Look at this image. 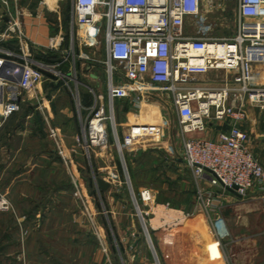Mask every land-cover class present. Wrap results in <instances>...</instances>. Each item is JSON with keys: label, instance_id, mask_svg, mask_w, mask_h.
<instances>
[{"label": "rangeland", "instance_id": "374dc122", "mask_svg": "<svg viewBox=\"0 0 264 264\" xmlns=\"http://www.w3.org/2000/svg\"><path fill=\"white\" fill-rule=\"evenodd\" d=\"M20 7L33 16L37 11L42 15L44 35L31 37L28 33L27 52L33 60L54 66L55 72L45 76L37 90L22 93L20 109L0 126V202L5 201L3 207L0 203V264H129L124 253L131 258V251L145 257L133 264H157L148 232L198 229V241L208 240L210 218L206 214L202 222L198 220V227L191 215L170 229L156 227L161 225L159 218L157 223L151 222L150 214L145 217L147 232L134 202L133 193L142 210L154 208V204L141 205L138 192L142 188L153 191L155 207L168 204L192 213L188 209L200 200L203 187L184 162L182 133L171 95L145 96V115L133 112L126 100L115 101L117 134L108 122V144L87 152L83 143L87 111L79 105L78 96L82 106L84 96L92 100L91 90L106 100L108 73L102 38L88 46L77 37V28L70 22L72 0H21ZM0 13L6 14L4 7L0 6ZM201 16L198 28L209 27L211 36L235 35L234 3L202 0ZM186 24L188 33H193L195 21L189 19ZM6 26L0 16V35ZM11 36L9 46L21 54L19 39ZM56 36L62 42L51 47ZM119 106L121 110H117ZM129 117L130 124H162L160 135L155 133L158 138L146 140L143 147L119 148L116 136L123 144L125 134L119 122ZM254 118L264 130V112H256ZM252 153L264 167L260 160L264 148L254 147ZM96 177L108 179L110 186L100 191ZM249 196L250 191L242 198ZM168 214L162 209L164 220Z\"/></svg>", "mask_w": 264, "mask_h": 264}, {"label": "built area", "instance_id": "2783aa9c", "mask_svg": "<svg viewBox=\"0 0 264 264\" xmlns=\"http://www.w3.org/2000/svg\"><path fill=\"white\" fill-rule=\"evenodd\" d=\"M223 1L235 6L237 29L232 37L211 36L209 27L198 28L202 0H72L71 26L88 46L102 38L108 73L105 102L93 90L88 105L82 106L78 96L87 111L83 127L87 152L108 144V122L116 133L115 101L126 100L138 114L145 96L168 93L182 133L183 158L193 174L199 178L208 171L211 185L235 187L241 197L254 188L264 190V167L248 149L249 136L239 125L248 119V106L264 110V83L256 79V68L264 67V0ZM6 15L9 20L1 37L16 35L21 54L0 48V126L20 109L22 93L37 90L43 78L55 72L54 66L30 58L18 14ZM189 19L196 24L193 33L187 30ZM61 42L62 37H54L50 46ZM206 73H214L212 81L219 84L210 86L198 77ZM226 120L229 128L215 137L199 135L210 121ZM159 130L155 124H131L123 144L118 136L116 140L119 148L130 146ZM51 134L57 136L53 129ZM133 197L147 232L145 217L150 214L154 219L149 220L159 218L161 225L156 227L165 229L192 215L168 204L155 207V194L147 188L139 190L138 198L143 207L154 204V210H142L134 193ZM0 203L3 207L5 201ZM159 207L165 214L169 211L167 220ZM149 225L155 229V224Z\"/></svg>", "mask_w": 264, "mask_h": 264}, {"label": "crops", "instance_id": "0c3cea01", "mask_svg": "<svg viewBox=\"0 0 264 264\" xmlns=\"http://www.w3.org/2000/svg\"><path fill=\"white\" fill-rule=\"evenodd\" d=\"M21 0H0V6L9 11L10 15L17 16L21 20L25 32L32 35H44L42 27V15L37 11L33 16L30 11H25L20 7ZM11 5L12 10H10ZM7 7V9H6ZM0 16L7 23L9 20L6 14L0 13ZM12 37V36H11ZM57 37V36H56ZM13 37L2 38L0 35V48L12 49L9 42ZM18 39V38H17ZM0 54L2 51L0 50ZM258 72V82L264 83V67L256 68ZM219 72L218 74H220ZM214 73L201 74L198 77L202 80H208L206 83L210 86H216L218 81H212ZM118 102L117 104H119ZM122 108L117 107V110ZM120 112V111H119ZM160 116L162 115L159 108ZM262 114L264 110H256L248 106V119L240 122V127L252 134V139H248L247 146L252 152L254 147L264 148V130L256 125L255 113ZM146 111L144 112V115ZM126 115V114H125ZM162 121V120H161ZM123 133L129 130L130 117L125 121L119 122ZM139 124H149L139 122ZM161 127L162 124L154 123ZM126 125V126H125ZM229 121L215 122L210 121L207 130L202 136L215 137L218 132L227 130ZM160 135V132L157 134ZM249 135V134H248ZM155 134H149L140 138L135 145L143 147L142 143L146 140H156ZM141 149V148H140ZM254 155V154H253ZM255 157V156H254ZM264 162V155L260 159ZM192 171V169H191ZM193 173V171H192ZM200 178V185L203 187L200 192V200L194 203L189 211H192L195 225L198 227V220L202 222V216H209V238L208 240L199 238L198 229L195 231L184 230L182 227L173 232H153L149 234L154 254L159 264H264V192L257 191L254 188L250 190V196L247 199L238 196L220 185H211L209 182V172H204ZM230 212V215H229ZM149 233V232H148ZM137 239V238H136ZM136 241V240H135ZM132 245H130V248ZM200 250V253H198ZM198 254L200 258L198 260ZM126 261L133 264V261L145 260V257L130 252L131 258L124 253ZM139 257V259H138ZM149 257V256H148ZM132 260V262H131ZM209 260V262H208ZM155 262V258H154Z\"/></svg>", "mask_w": 264, "mask_h": 264}, {"label": "water", "instance_id": "95a60500", "mask_svg": "<svg viewBox=\"0 0 264 264\" xmlns=\"http://www.w3.org/2000/svg\"><path fill=\"white\" fill-rule=\"evenodd\" d=\"M17 80H18V78H17V79H14V82H16ZM184 162H186V160H184ZM125 167H126V166H124V168H125ZM125 169H126V168H125ZM96 183H97V187H98V189H99L100 191H105V190L110 186V182H109L108 180L104 179V178H101V177H96ZM225 188H226L227 190H229L230 192H232V193H234V194L240 196V195L235 191V187H227V186H225ZM148 236H149V235H148ZM148 238H149V237H148ZM149 241H150V239H149ZM150 243H151V242H150ZM154 258H155V262H156L157 264H159L155 254H154Z\"/></svg>", "mask_w": 264, "mask_h": 264}, {"label": "bare ground", "instance_id": "6f19581e", "mask_svg": "<svg viewBox=\"0 0 264 264\" xmlns=\"http://www.w3.org/2000/svg\"><path fill=\"white\" fill-rule=\"evenodd\" d=\"M145 103V101L144 102H142V104H141V108H140V111H139V113L138 114H140V115H144V112H145V108H144V105H146V103ZM151 105L152 106H155V104H152L151 103ZM150 110V109H149Z\"/></svg>", "mask_w": 264, "mask_h": 264}, {"label": "trees", "instance_id": "16d2710c", "mask_svg": "<svg viewBox=\"0 0 264 264\" xmlns=\"http://www.w3.org/2000/svg\"><path fill=\"white\" fill-rule=\"evenodd\" d=\"M83 101H84V105H88V104L90 103V101H89V99H88L87 96H84ZM108 129H109V128H108ZM108 131H109V130H108Z\"/></svg>", "mask_w": 264, "mask_h": 264}]
</instances>
